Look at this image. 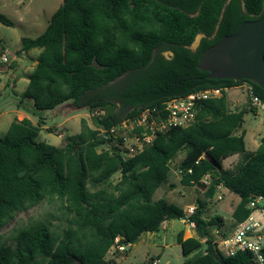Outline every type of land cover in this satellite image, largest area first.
<instances>
[{"label": "trees", "instance_id": "trees-1", "mask_svg": "<svg viewBox=\"0 0 264 264\" xmlns=\"http://www.w3.org/2000/svg\"><path fill=\"white\" fill-rule=\"evenodd\" d=\"M263 15L264 0H62L42 34L20 40L18 55L32 49L40 53L19 103L29 101L36 111L66 102L78 110L100 109L104 115L94 118V125L109 129L146 108L209 88L248 83L264 101V89L255 84L208 79L197 68L205 50ZM0 22L13 24L2 14ZM198 35L203 37L192 51ZM4 50L0 41V55ZM165 50L171 58L160 54ZM7 67L1 64L0 70ZM123 76L125 88L118 97L110 96V86ZM116 102L122 106L118 110ZM198 108L194 124L155 137L129 159L114 149L98 152L104 139L85 124L78 135L55 147L37 140L43 119L37 124L27 118L13 121L0 137V230L16 213L45 199L61 202L74 228L56 238L45 223H31L17 231L14 247L0 244V264H108L105 256L116 238H121L119 245H134L142 234L158 233L170 220L188 223L198 235L184 239L183 231L177 234L186 258L182 264H252L247 252L225 257L214 248L206 228H220L222 220H205L203 214L220 185L239 198L234 222L248 216L251 195L264 196V136L256 151H246L245 133L238 130L244 116L255 110L230 111L225 92ZM180 152L181 184L207 188L192 215L164 198L153 200ZM233 155H241L234 172L218 168ZM115 173L121 175L117 195L88 189V182L97 186ZM206 175L208 187L201 182Z\"/></svg>", "mask_w": 264, "mask_h": 264}, {"label": "rangeland", "instance_id": "rangeland-1", "mask_svg": "<svg viewBox=\"0 0 264 264\" xmlns=\"http://www.w3.org/2000/svg\"><path fill=\"white\" fill-rule=\"evenodd\" d=\"M62 0H0V14L6 16L13 24L5 26L0 22V41L8 51L11 59L7 62L8 67L0 70V137L4 136L13 121H21L24 118L37 124L40 119L44 120L37 140L46 144L60 147L65 144L67 137L78 135L84 124L90 129L98 127L94 125V118L102 117L104 111L96 109L78 110L71 102H66L53 110L36 111L32 103L23 100L19 103L21 93L28 84L29 75L36 65L40 49H32L27 53L18 55L16 52L20 48L21 38H36L42 34L48 25L52 14L60 6ZM200 40V35L196 37L191 49H195ZM166 57L169 55L165 54ZM127 82L126 77H122L117 83L112 84L109 95L114 96L121 93ZM115 88V89H114ZM229 109H237L232 102L245 101V96L241 89L232 87L226 92ZM232 101V102H230ZM117 110L122 106L116 102ZM245 133L244 142L246 151L252 153L256 151L260 139L264 136V112L257 111L256 114L248 112L243 119V123L238 133ZM110 147L104 144L98 146L97 150L108 151ZM184 157V152H180L169 164L170 171L165 183H163L153 194V200L161 198L169 199V203L182 207L197 205V200L204 198L206 189L187 187L181 184V176L178 172V164ZM241 160V155H233L223 161V168L229 172H234L236 165ZM121 175L115 173L112 177L97 186L88 182V189L91 192L104 191L108 194L117 195L115 186L120 181ZM204 194V195H203ZM221 195L222 200H217ZM239 198L227 191L225 188H217L212 200L207 201V206L203 214L205 220L213 217H221L222 227L210 226L206 228L207 237L215 239L216 232L229 235L231 233L232 216L230 209L232 205L238 203ZM233 203V204H231ZM228 205V206H227ZM223 217V218H222ZM72 216L69 215L61 202L57 200L45 199L38 205L26 211L18 212L13 219L0 230V244L6 242L14 247V236L17 231L34 222L45 223L52 235L60 238L62 233L70 226ZM179 231H183V238H198L195 230L186 222L170 220L164 222L158 233L142 234L134 245L124 246L125 250L119 252L112 247L105 256L108 264H150L153 260H158V264H182L186 259L181 252L176 236ZM222 232V233H221ZM204 249V244L203 248ZM187 257V258H191Z\"/></svg>", "mask_w": 264, "mask_h": 264}, {"label": "built area", "instance_id": "built-area-1", "mask_svg": "<svg viewBox=\"0 0 264 264\" xmlns=\"http://www.w3.org/2000/svg\"><path fill=\"white\" fill-rule=\"evenodd\" d=\"M10 59L5 49L0 55V65L6 64ZM235 88L245 93L249 109L264 112V101L253 94L250 84L244 83ZM227 90L228 88L199 90L184 97L170 99L160 108H146L139 115L126 118L109 129L98 127L95 130L97 136L104 139L103 144L110 147V150L107 149L108 152L111 153L114 149L124 159H129L142 153L155 137L164 135L174 128L185 129L194 124L199 104L210 99H218ZM178 172L181 176V172ZM209 180L210 177L206 175L201 182L208 187ZM218 188L223 187L220 185ZM217 200H222L221 195ZM247 207L250 210L248 216L241 222H234L229 235L216 232L213 246L225 257L247 252L252 256V264H264V196L251 195ZM183 210L185 214L192 215L196 206L188 205ZM120 239V237L115 239V249L123 252L125 247L118 244ZM151 264H158V260H153Z\"/></svg>", "mask_w": 264, "mask_h": 264}, {"label": "water", "instance_id": "water-1", "mask_svg": "<svg viewBox=\"0 0 264 264\" xmlns=\"http://www.w3.org/2000/svg\"><path fill=\"white\" fill-rule=\"evenodd\" d=\"M197 68L208 79L248 81L264 89V15L242 23L232 35L205 50Z\"/></svg>", "mask_w": 264, "mask_h": 264}, {"label": "crops", "instance_id": "crops-1", "mask_svg": "<svg viewBox=\"0 0 264 264\" xmlns=\"http://www.w3.org/2000/svg\"><path fill=\"white\" fill-rule=\"evenodd\" d=\"M241 92H242V90H241ZM225 94H226V92H225ZM243 94H244V96H245V93L243 92ZM245 101H236L235 103L234 102H232V101H230V102H232V104L237 108V109H234V110H231V109H229V107H228V105H227V107H228V109L230 110V111H238V110H241V109H243V108H247V109H249L248 107H247V104H246V102H247V97L245 96ZM228 102V98H227V95H226V103ZM257 112H255V114H256ZM259 145V144H258ZM228 159V158H227ZM227 159H225V160H227ZM222 168H223V162H222ZM224 169V168H223ZM226 170V169H225ZM204 189H207V188H204ZM204 195V194H203ZM166 199L167 200H169L167 197H166ZM213 199V198H212ZM211 199V200H212ZM210 201V200H209ZM239 202V201H238ZM231 204H233V203H231ZM238 204V203H237ZM236 204V205H237ZM228 206V205H227ZM236 206L235 205H232V207H231V211H230V215L232 216V213H233V210H234V208H235ZM221 218V217H220ZM223 218V217H222ZM222 220V219H221ZM168 222V221H167ZM233 224H234V221H233V219H232V224H231V232H232V230H233ZM223 225H221V227H222ZM220 227V228H221ZM219 232V231H218ZM222 233V232H221ZM223 234V233H222ZM187 239V238H186Z\"/></svg>", "mask_w": 264, "mask_h": 264}, {"label": "flooded vegetation", "instance_id": "flooded-vegetation-1", "mask_svg": "<svg viewBox=\"0 0 264 264\" xmlns=\"http://www.w3.org/2000/svg\"><path fill=\"white\" fill-rule=\"evenodd\" d=\"M199 43H200V40H199V42H198V44H197V47H198ZM197 47H196V48H197ZM196 48H195V49H196ZM190 49H191V48H190ZM195 49H191V50H192V51H195ZM155 53H156V51L154 52V55H155ZM160 54H161L164 58H166V59H169V58L172 57V52H171L170 50L162 51V52H160ZM165 54H167V55H169V56L166 57ZM123 77H125V76H123Z\"/></svg>", "mask_w": 264, "mask_h": 264}]
</instances>
